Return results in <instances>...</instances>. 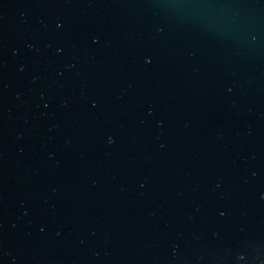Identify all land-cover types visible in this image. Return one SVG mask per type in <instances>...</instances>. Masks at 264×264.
Wrapping results in <instances>:
<instances>
[{
  "label": "water",
  "instance_id": "95a60500",
  "mask_svg": "<svg viewBox=\"0 0 264 264\" xmlns=\"http://www.w3.org/2000/svg\"><path fill=\"white\" fill-rule=\"evenodd\" d=\"M0 264H264V0H0Z\"/></svg>",
  "mask_w": 264,
  "mask_h": 264
}]
</instances>
